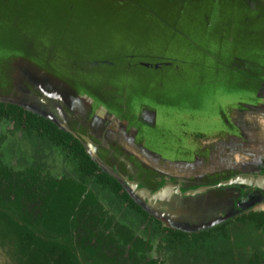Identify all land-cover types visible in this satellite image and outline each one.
Listing matches in <instances>:
<instances>
[{"label": "water", "instance_id": "obj_1", "mask_svg": "<svg viewBox=\"0 0 264 264\" xmlns=\"http://www.w3.org/2000/svg\"><path fill=\"white\" fill-rule=\"evenodd\" d=\"M0 44V102L77 138L164 226L264 212V0H0Z\"/></svg>", "mask_w": 264, "mask_h": 264}, {"label": "trees", "instance_id": "obj_2", "mask_svg": "<svg viewBox=\"0 0 264 264\" xmlns=\"http://www.w3.org/2000/svg\"><path fill=\"white\" fill-rule=\"evenodd\" d=\"M14 120L26 139L59 146L73 173L42 176L0 164V241H12L23 264H166L152 258L153 241L194 264H264V212H251L201 233L164 226L87 154L80 141L24 108L0 102V120ZM101 187L117 210H127L146 235L116 220L101 203ZM138 225V226H139Z\"/></svg>", "mask_w": 264, "mask_h": 264}, {"label": "rangeland", "instance_id": "obj_3", "mask_svg": "<svg viewBox=\"0 0 264 264\" xmlns=\"http://www.w3.org/2000/svg\"><path fill=\"white\" fill-rule=\"evenodd\" d=\"M196 37V36H194ZM197 38V37H196ZM134 45L127 48V52H131ZM118 49L117 47H114ZM169 47L155 45L151 48L153 52H166ZM0 52H6L4 46L0 44ZM171 55V52H170ZM159 76V75H157ZM157 81V80H156ZM171 89H168L169 92ZM195 99L201 103L207 102V94L204 92L199 94L195 91ZM172 96V93H168ZM15 125L12 121H0V161L15 171L24 170L30 166L38 169L42 176L51 175L54 178H59L73 173L74 162L70 160L59 146L47 145L39 147L34 141L26 140L21 134L15 135ZM97 195L104 205L105 209L110 210L111 215L116 217V220L122 224L129 221L135 232L145 236L146 230L141 227V224H135L133 219L128 215L125 209L117 210L115 204L111 202L107 193L99 186L95 188ZM139 225V226H138ZM157 239L153 241V249L150 256L155 259L164 261L166 264H194L189 256H174L168 251L165 245L159 246ZM0 264H23L22 259L17 255L12 241H0Z\"/></svg>", "mask_w": 264, "mask_h": 264}, {"label": "flooded vegetation", "instance_id": "obj_4", "mask_svg": "<svg viewBox=\"0 0 264 264\" xmlns=\"http://www.w3.org/2000/svg\"><path fill=\"white\" fill-rule=\"evenodd\" d=\"M2 120H9V121H12L13 122V124L15 125V135H17V134H21L24 138H26L25 137V135L21 132V131H18L17 130V128H16V124H15V121L14 120H10V119H8V118H3V119H1L0 121H2ZM32 139L33 138H28V139H26V140H31V142H33L32 141ZM34 142L36 143V144H40V143H46V142H43L42 140H40V139H36V138H34ZM47 145H49L48 143L47 144H43L42 146H39V147H43V146H47ZM50 146V145H49ZM0 164H3L1 161H0Z\"/></svg>", "mask_w": 264, "mask_h": 264}]
</instances>
